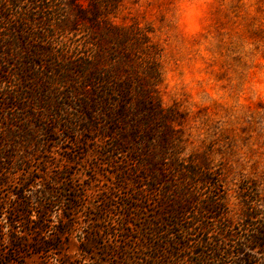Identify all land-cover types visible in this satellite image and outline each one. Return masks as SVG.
I'll list each match as a JSON object with an SVG mask.
<instances>
[{"label": "rangeland", "instance_id": "rangeland-1", "mask_svg": "<svg viewBox=\"0 0 264 264\" xmlns=\"http://www.w3.org/2000/svg\"><path fill=\"white\" fill-rule=\"evenodd\" d=\"M35 1L22 0L20 10L33 7L38 29L49 36L63 21L55 49L97 56L96 65L118 72L114 80L134 81V97L161 109L149 120L152 141L125 132L126 147L117 149L88 131L56 128L50 137L30 125L28 113L14 118L17 111L3 107L8 91L21 88L10 58L7 82L0 80V196L18 220L21 264H116L126 247L149 251L140 228L161 219L167 202L159 189L184 187L202 199L214 192L222 212L187 214L182 224L207 223L210 232L189 235L181 257L264 264V247L250 240L264 231V0ZM114 26L128 33L125 42ZM150 160L164 177L155 190L141 183V164ZM192 170L211 182H192ZM201 237L211 247L221 243L217 257L199 256L209 248Z\"/></svg>", "mask_w": 264, "mask_h": 264}, {"label": "trees", "instance_id": "trees-1", "mask_svg": "<svg viewBox=\"0 0 264 264\" xmlns=\"http://www.w3.org/2000/svg\"><path fill=\"white\" fill-rule=\"evenodd\" d=\"M21 1L0 0V80L7 82L4 79L5 75L11 72L5 68V65L10 64V58H13L16 61L13 74L15 78L20 79L21 87L19 88L18 85L6 95L5 103L7 104L3 107L6 109L10 107L17 111L11 117L17 118L23 113H28L30 125L40 128L50 137L51 132L56 131V128L57 131L64 129V132L72 134L88 131L93 133L95 138L109 140V143L111 141L117 149L126 147L127 141L123 139L125 132H129L134 140L145 137L152 141V134L155 132L152 133L149 120L157 114L155 111L161 109L159 105L150 99L134 97V81L129 77L126 80L123 78L114 80L118 77V72L112 71L111 67L104 70L103 67L96 65L97 56L76 57V53L72 55L73 52L64 51L62 45L59 46L61 50L55 49L54 42L59 44L60 41L54 40V37L58 34V29H65L63 21L58 22L56 26L60 28L57 26L58 29L50 30L51 33L48 36L38 29L42 22L37 20L33 7L25 8V11L21 12ZM45 1L54 2V5L60 7L57 0H36L35 2ZM102 1L107 4L118 0ZM94 13L96 15V11ZM15 14H18L19 18L23 16L22 20L12 21ZM5 22L10 26L7 33L2 32ZM92 24L96 25L94 19ZM110 28L111 32L121 31V36L117 39L125 42L127 32H122L115 26ZM59 86L62 89L64 87L65 91L59 92ZM30 108L36 109V113L31 112ZM70 108L75 112H71ZM1 147H3L2 144H0ZM145 148V151L151 150V153L149 152L151 155L154 153L153 146L148 142ZM148 162V164H141L144 172L141 183L148 189L155 190L164 177L156 176L157 164L151 160ZM191 172L198 175L197 178H190L192 182L196 183L197 180L211 182L206 173L196 170ZM193 191L185 187L178 188V191L172 188L159 189V201L167 202L166 206L160 209L159 218L161 219H157L158 222L145 221L140 228L142 235L145 236L143 241L145 248L150 250L144 251L143 248L134 247L131 252L126 247L125 250L118 251L116 264H175L176 262L203 264L204 260L188 262L181 257V253L191 248L187 242L188 239L186 240L189 235L194 234L198 229L208 234L209 226L203 222L197 226L194 224L186 226L181 222L188 213L219 217L222 207L214 192L202 199L199 193ZM7 213L4 199L0 196V264H21L23 242L16 229L18 220L8 216ZM226 226L229 227L230 224ZM174 227H179L177 232H172L171 229ZM228 233L226 237L233 240L230 232ZM125 235L126 238L129 237L128 234ZM250 240L257 247H264V231L252 235ZM198 243H206L209 247L205 251H198L200 257L205 256L206 251H209V254L213 253L215 257L218 256V250L221 249L220 242L215 243V247H211L209 238L201 237ZM248 247L252 248V246ZM241 251L243 250L240 249ZM249 256L254 258V255Z\"/></svg>", "mask_w": 264, "mask_h": 264}]
</instances>
